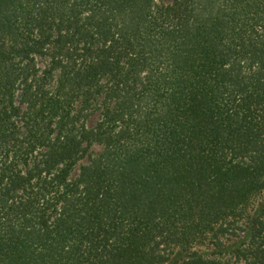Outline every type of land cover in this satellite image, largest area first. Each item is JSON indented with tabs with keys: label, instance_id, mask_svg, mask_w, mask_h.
Listing matches in <instances>:
<instances>
[{
	"label": "trees",
	"instance_id": "obj_1",
	"mask_svg": "<svg viewBox=\"0 0 264 264\" xmlns=\"http://www.w3.org/2000/svg\"><path fill=\"white\" fill-rule=\"evenodd\" d=\"M0 264H264V0H0Z\"/></svg>",
	"mask_w": 264,
	"mask_h": 264
},
{
	"label": "rangeland",
	"instance_id": "obj_2",
	"mask_svg": "<svg viewBox=\"0 0 264 264\" xmlns=\"http://www.w3.org/2000/svg\"><path fill=\"white\" fill-rule=\"evenodd\" d=\"M96 150H99L100 147L99 146H95ZM195 249H197L198 251H204L206 249V247L204 245H200L198 247H196Z\"/></svg>",
	"mask_w": 264,
	"mask_h": 264
}]
</instances>
